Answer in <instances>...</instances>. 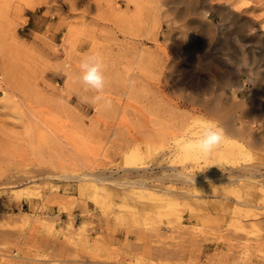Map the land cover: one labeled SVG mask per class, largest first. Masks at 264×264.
Returning a JSON list of instances; mask_svg holds the SVG:
<instances>
[{
	"label": "rangeland",
	"instance_id": "rangeland-1",
	"mask_svg": "<svg viewBox=\"0 0 264 264\" xmlns=\"http://www.w3.org/2000/svg\"><path fill=\"white\" fill-rule=\"evenodd\" d=\"M0 264H264V0H0Z\"/></svg>",
	"mask_w": 264,
	"mask_h": 264
},
{
	"label": "clouds",
	"instance_id": "clouds-1",
	"mask_svg": "<svg viewBox=\"0 0 264 264\" xmlns=\"http://www.w3.org/2000/svg\"><path fill=\"white\" fill-rule=\"evenodd\" d=\"M105 67L100 53L85 55L79 61V75L75 79L83 85L85 91H93L95 93L91 97L92 103L103 101V106L110 108L112 102L110 99H106L104 95L106 86ZM83 99L85 102L89 100L88 97ZM223 140V129L212 122H208L202 126L199 135L187 140L183 147L186 151L199 157H208L221 145Z\"/></svg>",
	"mask_w": 264,
	"mask_h": 264
},
{
	"label": "bare ground",
	"instance_id": "bare-ground-1",
	"mask_svg": "<svg viewBox=\"0 0 264 264\" xmlns=\"http://www.w3.org/2000/svg\"><path fill=\"white\" fill-rule=\"evenodd\" d=\"M188 84L192 85L193 81L189 80ZM226 117H227V119H226V121H227L226 128L229 131H231L233 134H240V133H243V130H244L243 128L248 127V129H249V132L247 133L248 141L250 143H257L258 142L257 136L250 129L251 126H248L247 124H244L245 121L243 119H241L240 125L236 128L235 126L232 125L231 119H233V117H231V114L228 113L226 115Z\"/></svg>",
	"mask_w": 264,
	"mask_h": 264
}]
</instances>
